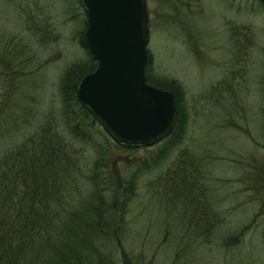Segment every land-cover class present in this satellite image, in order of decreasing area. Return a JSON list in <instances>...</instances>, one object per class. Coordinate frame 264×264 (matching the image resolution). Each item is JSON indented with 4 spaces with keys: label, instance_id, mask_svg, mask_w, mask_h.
Segmentation results:
<instances>
[{
    "label": "rangeland",
    "instance_id": "obj_1",
    "mask_svg": "<svg viewBox=\"0 0 264 264\" xmlns=\"http://www.w3.org/2000/svg\"><path fill=\"white\" fill-rule=\"evenodd\" d=\"M146 6L149 77L180 86L185 132L160 165L139 172L120 232L98 247L101 255L108 264H264V2L146 0ZM26 17L38 26L48 18L58 39L43 44ZM85 19L78 0H0V155L50 118L52 131L74 137L61 83L76 64L82 73L94 69L77 39ZM83 116L76 117L80 129L99 144V124ZM81 141L74 145L85 177L98 156ZM162 146L118 149L106 154L107 168L126 180ZM190 159L202 178L170 179Z\"/></svg>",
    "mask_w": 264,
    "mask_h": 264
},
{
    "label": "trees",
    "instance_id": "obj_2",
    "mask_svg": "<svg viewBox=\"0 0 264 264\" xmlns=\"http://www.w3.org/2000/svg\"><path fill=\"white\" fill-rule=\"evenodd\" d=\"M78 1L82 7L80 0ZM25 19L29 29L33 26L39 30L34 34L38 35L43 44L58 39L48 18L42 26H38L36 21L30 22L29 17ZM77 39L90 54L81 29L78 30ZM90 57L94 61L90 67L95 68L96 59L92 54ZM150 61L148 51L146 80L174 93L177 116L171 131L155 143L163 144L160 152L148 161L141 160L140 167L128 179L121 181L116 177L118 173L115 170L107 168L106 154L113 155L118 149L132 148L138 144L113 139L90 110L78 100L77 85L86 72L82 73L83 68L79 69L77 64L65 71L61 91L69 104L67 110L73 119L80 116L84 120L85 114L90 118V123L99 124L97 126L101 128V134L98 133L101 142L96 144L89 140L87 131L80 129L79 119L74 120L70 126L74 137L65 138L62 133L55 132V129L52 131L54 122L50 118L45 128L37 129L17 147L1 153L0 264H108L98 247L104 241L117 238L122 215L135 193L139 172H146L153 166L160 165L184 137L185 120L180 103V86H172L174 81L166 79L162 84L153 83L149 77ZM27 99L32 102L30 97ZM29 112L31 116V109ZM18 122H13L11 126H18ZM65 123L68 125L67 120ZM74 138L82 139L81 143H90L97 152L98 157L95 165L93 164L95 167L91 168L86 179L82 175L79 155L75 149L78 139ZM115 154L118 155L117 152ZM194 164H197V160L190 159L181 169L174 168L170 179L199 181L202 176L195 169L200 166L193 169ZM200 216L197 218L199 222L204 218L202 212ZM124 259L127 260L125 256Z\"/></svg>",
    "mask_w": 264,
    "mask_h": 264
},
{
    "label": "water",
    "instance_id": "obj_3",
    "mask_svg": "<svg viewBox=\"0 0 264 264\" xmlns=\"http://www.w3.org/2000/svg\"><path fill=\"white\" fill-rule=\"evenodd\" d=\"M80 2L84 39L97 65L80 78L78 100L116 141L153 145L171 131L177 107L172 91L146 80V0Z\"/></svg>",
    "mask_w": 264,
    "mask_h": 264
}]
</instances>
